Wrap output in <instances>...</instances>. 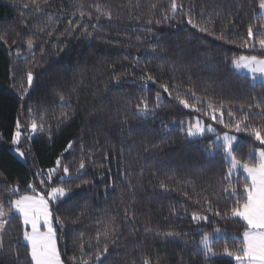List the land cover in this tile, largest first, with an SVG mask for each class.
Segmentation results:
<instances>
[{
    "label": "trees",
    "instance_id": "1",
    "mask_svg": "<svg viewBox=\"0 0 264 264\" xmlns=\"http://www.w3.org/2000/svg\"><path fill=\"white\" fill-rule=\"evenodd\" d=\"M37 2L39 10L31 0H0L3 210L24 194L65 188L66 196L52 204L63 264H143L144 258L236 264L224 248L234 250L242 240L244 223L231 216L239 199L232 190L242 192L246 181L240 174L226 179L230 165L222 151L208 148L224 132L237 137V159L264 148L232 127L238 120L264 126V83L230 66L241 55L264 57L259 45L241 46L249 25L262 31L259 0H177L175 12L171 0ZM189 18L213 34L193 28ZM222 32L225 39H216ZM177 94L190 104L200 98V110L184 108ZM142 101L146 112L139 110ZM197 120L215 132L189 138L187 127ZM17 121L26 135L16 144L23 161L10 150ZM48 169H55L51 179ZM193 212L207 220L194 221ZM9 219L0 264H30L26 247L15 249L19 260L14 254L24 230L20 217ZM215 229L216 255L209 259L198 245Z\"/></svg>",
    "mask_w": 264,
    "mask_h": 264
},
{
    "label": "snow or ice",
    "instance_id": "2",
    "mask_svg": "<svg viewBox=\"0 0 264 264\" xmlns=\"http://www.w3.org/2000/svg\"><path fill=\"white\" fill-rule=\"evenodd\" d=\"M31 2L36 5L37 10H39V4L37 0H31ZM47 0H45V3ZM25 7H28L25 4ZM155 7V5H153ZM181 5L177 3V0H171V10L175 12ZM259 14L261 17H264V0H259L258 3ZM96 11L99 13L101 11L100 7L96 6ZM81 12V16H83ZM107 15V13H105ZM99 19V16L97 17ZM108 18L111 19V16L108 15ZM188 24L193 28H196L200 32H206L209 35H212V31L207 27H202L200 24H197L192 18L188 19ZM95 27V26H93ZM262 31L257 35L254 32L253 26L249 25L247 31V39L241 45L242 47H255L259 45L261 49H264V24L260 25ZM216 39H225L223 32L221 35L216 36ZM250 41L251 43L250 45ZM28 48L33 47V40L29 39L27 41ZM232 67L237 71H244L248 74L252 81L259 80L261 83H264V58L252 55L245 56L241 55L232 59ZM27 80L29 85L32 84L33 76L29 72L27 75ZM148 80H152V77L149 76ZM164 88L165 92H168L169 89L161 85ZM27 89H25V92ZM160 94L157 93V98ZM192 97H196V93L192 92ZM63 99V97H61ZM176 99L179 104L183 105L184 108H194L195 103L201 102L200 98L190 104L187 99H181L179 94H177ZM143 108L139 109L141 112H146L148 110V104L146 101H142ZM260 107L259 104L255 105ZM209 108H212L215 111V108L211 102L208 104ZM243 107V106H242ZM251 107V106H249ZM199 111L200 109H195ZM231 115V113H229ZM261 115L264 116V108L261 109ZM213 119L216 117L213 115ZM219 122L223 123L221 119ZM183 124V122H181ZM228 126V125H226ZM20 122L16 123V131L12 137L13 144L19 142L21 136L20 132ZM38 125L35 121L32 122L31 128L35 132ZM237 132L247 131L250 135L254 136L255 140L259 142L260 145H264V126L262 127H249L246 123V120H238L235 125H232ZM205 131V128L202 127V122L197 120L195 123H190L187 127L188 136H195L201 134ZM208 132H213L214 129L211 126L207 127ZM217 141H221L219 144L210 145L208 151L214 153L215 151L223 152V160L225 163L229 164L228 172L226 174V179H228L233 172L240 169L243 170L245 174V183L243 185L242 192H237L236 189L232 190V194L239 197L236 201L235 206L231 209V216L238 217L244 223V230L241 233L242 240L239 241L240 246L234 250H230L227 247L224 248V253L234 258L236 264H264V148H249L248 158L245 160L237 159L236 156V141L237 137L230 136L227 133L223 137H217ZM73 142L69 141L68 148L65 151H68L72 147ZM57 166L60 164V160L57 159ZM84 162L81 161L80 168H84ZM68 168H64V172L68 174ZM49 179H51V174L55 172V169H48ZM43 183V181H42ZM29 188L33 186L28 185ZM163 188L164 185L161 184ZM227 191V189H225ZM35 192V189H33ZM66 189L63 187H52L47 193V198L44 195L35 194V195H23L19 199L10 201V212L5 213L3 210V205L0 204V233L6 231V226L10 223L9 217L12 212L19 214L20 222L24 227L22 232V242H17L13 246L14 254L19 260V253L15 251L20 247H26L27 253L26 258L29 259L30 264H63L61 260L60 252L57 248V237L56 231L53 227L52 212L49 209V201H56L59 198L66 196ZM216 215H220L216 213ZM192 219L194 221L207 220V217L200 216L197 213L193 212ZM60 218H56V223H60ZM30 226V231L28 227ZM41 228L44 230L41 231ZM219 229H215L212 234L205 233L200 241L198 247H200L206 258H213L216 253L212 247L213 243L216 242V234L219 233ZM107 235V234H106ZM3 242L0 240V251L3 250ZM104 252L108 251L107 245H105ZM81 252H83V246H81ZM99 259V255L97 256ZM72 260L75 261L76 257L73 256ZM87 264V262H84ZM143 264H150V261L147 258H144Z\"/></svg>",
    "mask_w": 264,
    "mask_h": 264
},
{
    "label": "rangeland",
    "instance_id": "3",
    "mask_svg": "<svg viewBox=\"0 0 264 264\" xmlns=\"http://www.w3.org/2000/svg\"><path fill=\"white\" fill-rule=\"evenodd\" d=\"M260 47V46H259ZM264 50V49H263ZM261 58H264V57H261ZM230 66H231V68L237 73V74H241V75H244V76H246V77H248V78H250L249 76H248V74L246 73V72H244V71H237L236 69H234L233 67H232V64L230 63ZM250 80H251V78H250ZM252 81V80H251ZM253 83H255V82H260L259 80H256V81H252ZM261 83V82H260ZM202 127H204L205 128V131L203 132V133H201V134H197V135H195V136H188L189 138H196V137H201V136H203L205 133H208V134H212V133H214L215 132V129H214V127L213 126H211V128H213L214 129V131L213 132H208L207 131V125H205V124H202ZM225 133H227L228 135H230V136H235V135H233L232 133H228V132H224V133H220V134H215V135H213L212 136V140H213V142H215V144H219L221 141H217V137L219 136V137H223V135L225 134ZM188 135V134H187ZM26 135H25V133L24 132H22L21 131V136H20V138H19V141H20V139H23L24 137H25ZM236 137V136H235ZM17 144V143H16ZM16 144H13V142H12V146H11V148H10V150H11V152L14 154V156H16L19 160H22L23 161V153L16 147ZM214 144V145H215ZM222 151V150H221ZM223 153V152H222ZM234 174H240V175H242V177L243 178H245V174L243 173V170L242 169H240V170H238V171H235V172H233V174L232 175H234ZM48 175H49V173H48ZM47 175V176H48ZM50 191V190H49ZM48 191V192H49ZM47 192V193H48ZM47 193H43V194H40V195H44L46 198H47ZM24 195H35V194H24ZM23 196V195H22ZM63 198V197H62ZM16 199H19V197H17V198H15V199H13V200H16ZM59 199H61V198H59ZM55 201H49V209H50V211L52 212V204L54 203ZM5 212V211H4ZM10 211H7V212H5V213H9ZM12 214H16V215H18L19 216V214H17V213H15L14 211L12 212ZM11 214V215H12ZM11 217V216H10ZM9 217V218H10ZM236 218H238V217H236ZM52 219H53V215H52ZM242 221V220H241ZM243 222V221H242ZM23 227H25V226H23ZM53 227H54V229H55V221L53 220ZM28 230L30 231L31 229H30V226L28 227ZM44 229L43 228H41V231H43ZM1 234L2 233H0V237H1Z\"/></svg>",
    "mask_w": 264,
    "mask_h": 264
}]
</instances>
